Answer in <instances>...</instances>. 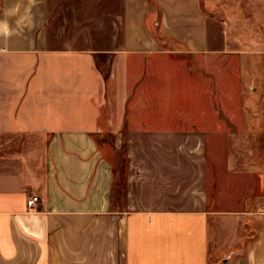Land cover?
<instances>
[{"label":"crops","instance_id":"0c3cea01","mask_svg":"<svg viewBox=\"0 0 264 264\" xmlns=\"http://www.w3.org/2000/svg\"><path fill=\"white\" fill-rule=\"evenodd\" d=\"M227 44L202 0H0V134L33 141L0 155V264H211L217 114L169 61ZM177 81L193 85L170 99ZM105 135L127 139L122 200ZM255 227L224 264H264Z\"/></svg>","mask_w":264,"mask_h":264},{"label":"rangeland","instance_id":"374dc122","mask_svg":"<svg viewBox=\"0 0 264 264\" xmlns=\"http://www.w3.org/2000/svg\"><path fill=\"white\" fill-rule=\"evenodd\" d=\"M202 8L223 29L228 52L209 62L170 57L169 63L184 64L186 78L190 69L196 70L190 74L200 100L196 108L212 112L215 106L216 133L208 136L209 208L224 214L211 219L210 250L211 264H224V259L246 250L256 218H264V0H202ZM203 62L211 66L210 74L200 70ZM192 85L177 81L162 86L168 98L176 99L182 87L187 91ZM29 137L0 134V155L33 144ZM98 140L116 162L122 200L129 174L126 136L119 152L114 150V136Z\"/></svg>","mask_w":264,"mask_h":264},{"label":"built area","instance_id":"2783aa9c","mask_svg":"<svg viewBox=\"0 0 264 264\" xmlns=\"http://www.w3.org/2000/svg\"><path fill=\"white\" fill-rule=\"evenodd\" d=\"M39 202V198L38 197H31L29 200H28V206L30 208H33L37 205V203Z\"/></svg>","mask_w":264,"mask_h":264},{"label":"water","instance_id":"95a60500","mask_svg":"<svg viewBox=\"0 0 264 264\" xmlns=\"http://www.w3.org/2000/svg\"><path fill=\"white\" fill-rule=\"evenodd\" d=\"M234 255V254H233ZM232 255V256H233ZM232 256H230L228 259L224 260V263H228L230 261V259L232 258Z\"/></svg>","mask_w":264,"mask_h":264}]
</instances>
